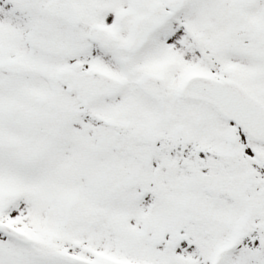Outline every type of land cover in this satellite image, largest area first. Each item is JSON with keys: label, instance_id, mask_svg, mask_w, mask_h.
Segmentation results:
<instances>
[{"label": "snow or ice", "instance_id": "1", "mask_svg": "<svg viewBox=\"0 0 264 264\" xmlns=\"http://www.w3.org/2000/svg\"><path fill=\"white\" fill-rule=\"evenodd\" d=\"M0 264H264V0H0Z\"/></svg>", "mask_w": 264, "mask_h": 264}]
</instances>
